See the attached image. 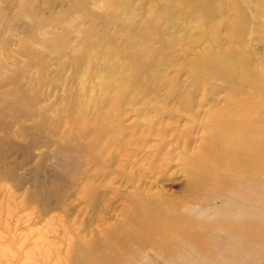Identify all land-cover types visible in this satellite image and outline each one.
I'll return each instance as SVG.
<instances>
[{
    "label": "rangeland",
    "instance_id": "obj_1",
    "mask_svg": "<svg viewBox=\"0 0 264 264\" xmlns=\"http://www.w3.org/2000/svg\"><path fill=\"white\" fill-rule=\"evenodd\" d=\"M115 1L122 4L127 2L0 0V264H71L70 255L76 244L92 241L94 238L106 242L102 237L103 233L110 230L116 232L113 224L116 227L123 225L125 229L132 227L120 214L121 207L126 205L124 199L118 201L117 198L120 192L118 184H124V179L118 175L120 165L114 163L107 172L102 171L100 161L88 166L92 177L90 180L98 188L97 197L92 201L80 187L68 189V172L63 165L65 154L63 156L61 152L66 136L73 146L70 154L80 158L89 155L90 150L84 147L95 141L97 134H94V130L98 127L99 130H105V124L108 123L111 131L104 134L103 142L94 149L96 154H101L104 149L108 153V149L116 148L107 143L118 142L116 128H119L118 137L128 142L124 144L125 159L129 160L133 151L139 154L148 152L151 153L149 160L153 164L168 153L175 156L190 136L194 143L191 144L193 150L189 155L199 154L202 161L214 163L211 164L212 168L215 167L222 173L227 171L218 162L215 152L210 150L213 146L212 138L208 137L207 131L197 126L203 120L202 116L194 119L189 108L194 107L195 111L201 112L211 106L212 113L222 111V103L209 106L207 100H204L203 89L194 87L195 79L209 78L212 73L199 72L195 64L199 58L197 56L203 54L208 47L213 49V53L224 55L239 46L240 60H248L250 57L249 48H243L246 41L229 40L232 32L225 19L234 16V9L220 13L221 25L213 26V34H208L202 45L195 43L199 37L200 25L192 23L188 25L192 28L189 29L190 34H185L189 30L184 31V45L159 46L163 48L162 54L155 59L152 67L168 64L164 70V83L157 85L153 81L146 82L148 91L145 94L130 88L121 101L119 89L125 86L129 75L119 80L118 74L113 72L95 81L94 71H103L96 59H90L86 63L88 74L85 78H82L80 70L86 57L84 36L88 29L96 28V33L91 34V37H101L105 29L115 38L125 37V25L129 23L120 19ZM137 3L140 5L137 6L138 17L135 19L139 21L155 18V25L160 20L165 24L169 22L166 17L175 14V2L171 3L169 0H160V9L155 7L153 0H136ZM76 7L86 9L89 15H83ZM176 15L174 19L178 17ZM253 15L257 16L256 13ZM96 17L99 19L97 23L94 22ZM255 23L264 25V19H257ZM249 29L251 39L248 43L259 61L256 70L263 73L264 77V41H259L261 32L255 26L250 25ZM171 32L174 35L172 37L177 36V30ZM158 38V43L162 45V36L159 35ZM122 60L118 57L113 61L114 69L117 70L118 66L121 71H125L122 67L125 62ZM255 67L250 66L251 69ZM150 69L155 74L156 69ZM193 75H196L195 78ZM84 81L88 86L82 85ZM213 83L220 88L227 84L223 79H215ZM224 94L222 92L218 97H224ZM234 98V104L229 103L227 110L221 112L218 119H211L209 122L216 125L222 120H243L245 114L235 113L233 110L242 103L246 106L249 102L237 103L240 96ZM133 99L138 102L135 106L130 103ZM259 100L261 99L257 98L250 102L253 106L250 112L254 113ZM187 102L191 105L186 104ZM79 104H82L83 109L104 110L105 114L96 121V117H91L85 123L73 125V107ZM79 126L84 127V134H76ZM155 127L166 128V136L158 135ZM162 139L172 143L162 145ZM129 141L132 142L131 145ZM202 151L204 152L201 153ZM109 153L112 154L113 150ZM169 157L172 162L167 166L168 161L164 163L163 170L149 168L150 165L145 162L146 169H139L143 174L133 170L130 172V168L124 171L130 177L141 178L136 182L141 192H146L147 186L153 193L164 186L168 200L182 204L190 202V195L184 194L185 177L174 165L177 158ZM99 158L101 161L106 160V157ZM140 167L137 166L136 169ZM200 180L212 187L220 182L203 177ZM113 188L116 193L107 195L106 191ZM126 189L128 188L122 187L121 193L130 190ZM108 202L113 205L108 206ZM200 203L214 205L213 202ZM250 207L263 211L257 230L262 231L258 238L262 248L259 247L255 253L264 263V203L250 204ZM138 213L141 214V211ZM141 249L147 250L146 247ZM203 249L206 251L205 247L201 249L204 252ZM246 250V246L238 249L240 254ZM230 264H240L238 257Z\"/></svg>",
    "mask_w": 264,
    "mask_h": 264
},
{
    "label": "bare ground",
    "instance_id": "obj_2",
    "mask_svg": "<svg viewBox=\"0 0 264 264\" xmlns=\"http://www.w3.org/2000/svg\"><path fill=\"white\" fill-rule=\"evenodd\" d=\"M153 1L155 7L160 9V0ZM169 2H175V14L166 17L169 22L162 24L163 20H160L155 25V18L141 21L135 19L138 17L137 6L140 5V3L136 4V0H127L124 4L115 1L116 8L119 9V16H121L120 19L129 23V25H125L126 35L123 39L115 38L105 29L101 37L96 35L92 38L91 34L96 33V28L88 29L87 35L84 34L87 51L85 60L80 65L81 76L85 78V75L88 74L86 63L90 59H96L101 64L103 71H94L95 81H99L102 77L113 72L118 74L119 80H123L129 75L125 86L119 89L122 96L121 101L130 88L145 94L148 91L146 82L164 83V70L168 64L162 67H152L155 59L162 54L163 48L159 46L184 45L186 43L184 31L192 30L188 26L192 23L200 25L198 28L199 37L195 43L202 45L205 42V37L208 34H213V26L221 25L219 24V20L222 19L220 13L234 9V16H228L225 19L232 32L229 40L240 41L243 39L246 41L243 48H249L250 57L248 60H240L239 46L224 55L215 54L212 52L213 49L208 47L203 54L197 56L199 60L196 59L195 64L199 72L212 73L209 78L195 79L194 87L203 89L204 100H207L209 106L222 103L220 107L222 111L217 114L212 113L213 107L211 106L201 112L195 111L193 106H191L193 108H189L194 119L199 115L202 116L203 120L198 122L197 126L207 131L208 137L212 138L213 146L210 150L215 152L218 162L226 167L227 171L222 173L219 169L212 168L211 164L214 163L202 161L199 154L189 155L193 150L191 144L194 143L190 136L182 150L175 156L172 153L168 155V153L166 156L164 155L165 157L158 158L155 164L149 160L151 153L148 152L139 154L137 151H133L130 153V159L126 160L123 153L124 144L126 145L128 142L118 137L119 128H116L118 142L107 143L116 147L108 149L109 152L113 150V153H107L104 149L101 154H96L94 149L103 142L104 134L111 131L108 123L105 124V130L103 128L99 130V127L94 130V134H97L95 141L84 147L89 149L90 153L80 158L70 154L73 146L70 144L69 137L66 136V142L61 147V152H63V156L65 154L63 165L65 171L68 172V180H66L68 189L78 186L87 193L88 198L92 201L97 197L98 188L90 180L92 178L88 169L90 165L100 161L99 164L103 165V172H107L114 163L120 165L118 175L124 179V184H118L119 188L117 189L120 192H118L117 198L118 201L124 199L126 204L123 208L121 207L120 214L124 217V221L132 226L130 229H125L123 225L116 227V224H113L116 232L110 230L103 233L102 237L106 239V242L94 238L92 241H81L76 244L72 255H70L71 264H230L237 257L240 264H264L260 256L255 253L259 247L262 248L258 243L262 231L258 232L257 230L260 227L259 222L263 211L250 207V204L264 203V80H262L264 77L263 73L256 70L259 61L255 58V53L252 52L248 43V40L251 39V30H248L250 25L255 26L261 32L258 37L259 41H264V25L255 23L257 19H264V0H169ZM76 9H80L83 15H89L84 8L76 7ZM253 13H256L257 16ZM175 15L178 16L176 19H174ZM177 19L182 21L179 22ZM98 20L97 17L94 18L95 23ZM147 29H151V31L149 32ZM172 30H177L176 37H172L174 36ZM191 30L185 34H190ZM159 35L162 36V40L160 39L162 45L157 40ZM128 47L134 49H128ZM118 57L125 62V65L122 64L125 71H121L118 66L117 70L114 69L113 61ZM250 66L256 67L251 69ZM150 68L156 69L155 74H152ZM132 69L134 70L131 71ZM195 76L193 75V78ZM215 79H223L227 83L226 86L221 88L215 86L213 83ZM235 79L239 81H235ZM82 85L88 86L86 81ZM171 90L174 91L172 88ZM222 92L225 93L224 97H218ZM236 96H240L236 100L237 103L249 102L246 106L242 103L241 106H237L233 110L235 113L245 114L243 120H222L216 125L210 123L209 120L218 119L221 112L227 110L229 103L234 104L232 100ZM255 98L261 100L253 113L250 112V109L253 110L250 102L256 100ZM130 103L132 106L138 104L134 99ZM186 104L191 105L189 102ZM81 106L82 104L73 107V125L85 123L91 117H96V121L99 116L105 114L104 110L95 108L96 111H94L83 109ZM200 106L201 104H199ZM205 106L207 105L205 104ZM77 107L79 108L77 109ZM185 107L187 106L185 105ZM154 130L160 136H166L168 132L166 128L155 127ZM75 132L84 134V127L79 126ZM131 141H129L130 145ZM170 143L172 142H165V139H162V145ZM169 156L177 158L174 165L185 177L186 191L184 194L190 195L192 200L190 202L182 204L168 200L164 186L153 193L151 188L146 187L145 184L146 192H141V188L136 185V182L141 178L130 177L124 171V169H131L130 172L133 170L143 174L140 171L146 169L145 162L150 165L149 168L163 170L164 163L168 161L167 166L172 162ZM99 157H106V160L101 161ZM106 164L110 165L106 166ZM137 166L141 167L136 169ZM202 177L220 182L212 187L201 181ZM122 187L130 190L121 193ZM206 189L208 191H205ZM114 190L116 189L108 190L106 194H115ZM99 196L102 195L99 194ZM200 202H213L214 205L206 206ZM216 202L219 203L216 204ZM112 205L113 203L108 202V206ZM140 211L141 214L138 213ZM251 230L254 232L251 233ZM241 246L247 248L243 254L238 251ZM142 247H146L149 251L142 250ZM202 247H205L206 251L203 249V252ZM209 250L211 252H208Z\"/></svg>",
    "mask_w": 264,
    "mask_h": 264
}]
</instances>
